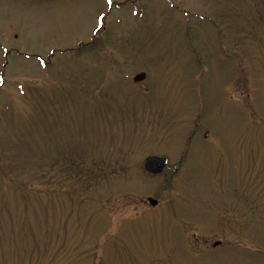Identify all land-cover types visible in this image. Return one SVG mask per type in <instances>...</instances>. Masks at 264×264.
Instances as JSON below:
<instances>
[{
    "label": "rangeland",
    "instance_id": "1",
    "mask_svg": "<svg viewBox=\"0 0 264 264\" xmlns=\"http://www.w3.org/2000/svg\"><path fill=\"white\" fill-rule=\"evenodd\" d=\"M0 264H264V0H0Z\"/></svg>",
    "mask_w": 264,
    "mask_h": 264
},
{
    "label": "water",
    "instance_id": "2",
    "mask_svg": "<svg viewBox=\"0 0 264 264\" xmlns=\"http://www.w3.org/2000/svg\"><path fill=\"white\" fill-rule=\"evenodd\" d=\"M169 166L167 157L150 156L144 161V171L151 176H161ZM153 206L157 205L156 201H152Z\"/></svg>",
    "mask_w": 264,
    "mask_h": 264
},
{
    "label": "snow or ice",
    "instance_id": "3",
    "mask_svg": "<svg viewBox=\"0 0 264 264\" xmlns=\"http://www.w3.org/2000/svg\"><path fill=\"white\" fill-rule=\"evenodd\" d=\"M112 2V0H109V3H111Z\"/></svg>",
    "mask_w": 264,
    "mask_h": 264
}]
</instances>
